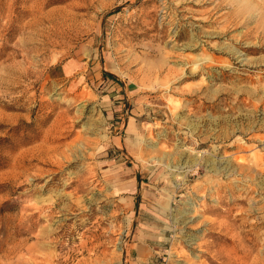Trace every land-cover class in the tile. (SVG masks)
Returning <instances> with one entry per match:
<instances>
[{"label":"rangeland","instance_id":"374dc122","mask_svg":"<svg viewBox=\"0 0 264 264\" xmlns=\"http://www.w3.org/2000/svg\"><path fill=\"white\" fill-rule=\"evenodd\" d=\"M138 239L264 264V0H0V264Z\"/></svg>","mask_w":264,"mask_h":264},{"label":"crops","instance_id":"0c3cea01","mask_svg":"<svg viewBox=\"0 0 264 264\" xmlns=\"http://www.w3.org/2000/svg\"><path fill=\"white\" fill-rule=\"evenodd\" d=\"M130 252L133 253L134 264H147L148 261H151L150 259L155 257L157 250L145 240L138 239L130 245Z\"/></svg>","mask_w":264,"mask_h":264},{"label":"trees","instance_id":"16d2710c","mask_svg":"<svg viewBox=\"0 0 264 264\" xmlns=\"http://www.w3.org/2000/svg\"><path fill=\"white\" fill-rule=\"evenodd\" d=\"M106 75H108V76H113V75H111V74H109V73H106Z\"/></svg>","mask_w":264,"mask_h":264}]
</instances>
